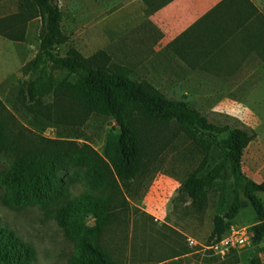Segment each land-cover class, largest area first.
<instances>
[{
  "label": "rangeland",
  "instance_id": "rangeland-1",
  "mask_svg": "<svg viewBox=\"0 0 264 264\" xmlns=\"http://www.w3.org/2000/svg\"><path fill=\"white\" fill-rule=\"evenodd\" d=\"M156 1L161 0H59L62 29L69 36L61 52L76 48L92 64L126 68L137 81L168 98L188 101L212 121L263 137L264 76L249 85H203L192 77L199 71L185 68L166 48L151 55L143 38L157 35L147 20ZM18 7L19 0H0V19ZM40 27V18L29 20L23 39L13 41L10 64L1 61L0 41V227L32 246L31 264H71L76 239L65 233L62 220L83 194L107 197V209L96 212L90 224L113 264H212L204 262L206 257L264 264V241H253L250 227L258 218L249 203L224 233L247 230L248 244L225 255L211 248L217 239L212 234L215 217L232 200L233 180L218 181L196 205L178 196L181 182L205 158L207 164L218 161V151H205L174 121H145L139 126L145 147L139 174L121 180L114 167L119 131L114 114L90 112L61 90L28 100L26 84L35 74L27 64L38 51ZM40 161L53 162L61 197L46 206L9 204L2 172ZM257 195L264 201V192Z\"/></svg>",
  "mask_w": 264,
  "mask_h": 264
},
{
  "label": "trees",
  "instance_id": "trees-1",
  "mask_svg": "<svg viewBox=\"0 0 264 264\" xmlns=\"http://www.w3.org/2000/svg\"><path fill=\"white\" fill-rule=\"evenodd\" d=\"M59 0H19L18 11L0 19V35L22 40L29 20L41 19L40 44L27 67L35 77L27 82L25 92L30 102L38 97L65 91L90 112L114 114L119 126L115 139L114 167L117 178L130 180L139 174L144 156V137L140 124L145 121L176 122L205 151H218L220 158L207 164V158L178 187L180 199L196 205L206 198L208 190L218 181L233 180V197L227 210L215 217L213 236L220 238L231 226L241 208L249 203L257 214L251 234L255 243L264 241V201L257 192H264V180L255 181L243 170L242 158L255 134L230 123L212 121L206 114L184 99H171L145 82L134 79L126 68L111 70L92 64L76 48L65 53L61 46L69 36L63 31ZM240 14H259L252 0H237ZM254 9V10H252ZM100 59V58H99ZM98 61V57H93ZM65 73V75H63ZM71 76L76 79L72 81ZM53 162L43 161L31 166L2 172L1 181L8 188L11 205L39 203L46 206L61 197V187ZM106 196L83 194L70 206V214L62 220L65 233L76 239L71 264H113L97 239L90 224L96 212L106 210ZM35 251L12 230L0 227V264H31ZM212 264H227L206 257Z\"/></svg>",
  "mask_w": 264,
  "mask_h": 264
},
{
  "label": "crops",
  "instance_id": "crops-1",
  "mask_svg": "<svg viewBox=\"0 0 264 264\" xmlns=\"http://www.w3.org/2000/svg\"><path fill=\"white\" fill-rule=\"evenodd\" d=\"M252 1L259 14L237 13V0L156 1L147 20L157 35L144 37L143 43L151 55L166 48L185 68L199 71L192 77L200 84L249 85L264 76V0ZM0 41L1 61L10 64L14 40L0 35ZM242 165L250 178L264 180V136L259 132L246 147Z\"/></svg>",
  "mask_w": 264,
  "mask_h": 264
},
{
  "label": "built area",
  "instance_id": "built-area-1",
  "mask_svg": "<svg viewBox=\"0 0 264 264\" xmlns=\"http://www.w3.org/2000/svg\"><path fill=\"white\" fill-rule=\"evenodd\" d=\"M249 238L247 230H234L217 238L211 245V248H213L215 252L225 255L230 248L245 247L249 242ZM190 242L193 243L192 240H190Z\"/></svg>",
  "mask_w": 264,
  "mask_h": 264
}]
</instances>
